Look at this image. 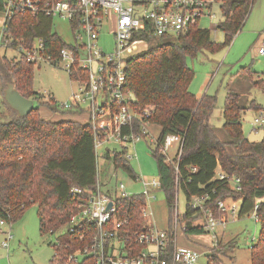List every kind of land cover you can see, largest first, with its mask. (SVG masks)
Listing matches in <instances>:
<instances>
[{
    "label": "trees",
    "instance_id": "trees-1",
    "mask_svg": "<svg viewBox=\"0 0 264 264\" xmlns=\"http://www.w3.org/2000/svg\"><path fill=\"white\" fill-rule=\"evenodd\" d=\"M254 2L219 0L223 19L216 29L224 33L223 42H216L211 29L199 25L176 36L150 38L146 50L128 59L126 75L135 105L141 109L151 107L146 120L160 126V136L152 152L170 209L169 226L173 222L179 190L187 199L186 211L179 216L181 224H185L186 235L207 233L197 223L200 216H194L193 196L208 195L205 206H210L218 216L216 200L238 201L239 217L255 213L261 224L260 239L252 246L251 264H264V136L260 141H251L245 135L242 123L247 111H260L264 107L254 100L244 104L241 94L229 92L223 108L225 138H221L209 121L217 107V96L205 94L200 99L190 90L195 71L187 63L188 56L194 57L203 51L216 53L230 46ZM2 10L3 2L0 1ZM6 29L7 33L24 39L29 45L36 38H43L48 44V52L55 56L59 49L67 46L48 16L18 13L7 20ZM35 67V63L23 57L10 59L3 55L0 60L4 80L12 75L13 83L22 95L38 100L40 94L32 88ZM254 73L243 67L236 74L253 80ZM46 104L59 109L54 98ZM171 135L181 137L182 147L180 154L169 162L162 146ZM105 158L128 175L137 176L123 152L107 149ZM218 168L226 178L217 177ZM103 174L107 175V169ZM100 176L91 124L74 120L47 121L36 107L28 116L0 120V220L13 224L35 204L41 234H54L70 223L71 217L96 191ZM233 178L240 180V189L232 187ZM75 187L83 193L74 195L72 189ZM117 204L116 219H129L124 232L133 235L146 228L142 217L144 195L120 198ZM92 228L91 224H85L81 231L68 230L58 236L53 262L66 264L72 252L88 244ZM210 252L211 264H223L218 247Z\"/></svg>",
    "mask_w": 264,
    "mask_h": 264
},
{
    "label": "built area",
    "instance_id": "built-area-1",
    "mask_svg": "<svg viewBox=\"0 0 264 264\" xmlns=\"http://www.w3.org/2000/svg\"><path fill=\"white\" fill-rule=\"evenodd\" d=\"M3 2V24L0 30V50H14L17 57L28 62L63 64L64 68L77 88L70 98L58 103V108L76 114H83L86 123L91 124L94 132L95 149L99 158V150L110 149L115 145L121 148L126 160L130 162L134 153L129 144H135L143 136L149 134L147 122L151 107L141 109L134 103L133 92L127 87V61L130 57L147 49L149 39L153 37L176 36L188 32L193 26L199 25L202 18L210 21L217 17L214 6L219 0H0ZM32 16H48L56 31L58 21L66 22L70 39H65L67 46L59 49L57 56L48 52V44L43 38H36L30 45L24 39H17L7 33L6 22L16 14ZM112 23L115 36V51L107 54L99 47L100 35L106 26ZM264 55V38L259 49ZM6 55V54H4ZM7 56V55H6ZM10 58V56H8ZM12 59V58H10ZM51 97V96H50ZM254 128L264 127V109L257 112L253 121ZM157 140H152L155 143ZM178 142L179 155L182 139L178 135L168 136L162 146L168 157V149ZM111 150V149H110ZM168 161L173 159L168 157ZM113 168L125 172L121 167ZM196 170V168H194ZM129 177L141 183L143 191L131 193L120 182L117 193L110 188L111 181L104 183L99 177L96 191L91 193L87 202L71 217L67 225L69 231H81L85 224H91L90 241L84 247L72 252L66 264H195L203 253L187 246L178 244V228L180 213L175 210L173 222L168 229H160L151 219L153 212L148 211L150 201L156 198V192L162 189L160 177L143 178ZM217 177L226 178V174L217 171ZM234 188L240 189L238 178H233ZM106 186V187H105ZM74 195L83 190L75 187ZM144 195L145 206L142 217L146 228L128 235L123 231L129 223L128 218L116 219L118 200ZM208 195L193 196L191 207L200 216L201 226L206 232H214L223 223L210 206H205ZM110 203L112 205L110 206ZM215 205L220 215H239L240 202L232 199H218ZM256 206L255 209H257ZM255 215V213H253ZM257 221L258 217L255 215ZM150 219V221H148ZM198 220V221H199ZM259 222V221H258ZM8 224L0 220V232L4 233L1 246L9 251L13 239L11 230L2 227ZM112 225V227H110ZM81 238L84 237L80 233ZM217 238V235L214 234ZM174 242V243H173ZM173 243V246H172ZM137 246H142L140 250Z\"/></svg>",
    "mask_w": 264,
    "mask_h": 264
},
{
    "label": "rangeland",
    "instance_id": "rangeland-1",
    "mask_svg": "<svg viewBox=\"0 0 264 264\" xmlns=\"http://www.w3.org/2000/svg\"><path fill=\"white\" fill-rule=\"evenodd\" d=\"M213 11L217 17L210 21L202 18L199 27L211 29L212 38L216 42H223L224 33L216 29V25L223 14L219 4L214 6ZM3 24V14L0 13V30ZM56 31L62 34L66 40L70 39V32L66 22L58 21ZM114 27L112 23L106 26L99 39V47L107 54L115 51V36L111 33ZM264 38V0H255L252 4L249 16L242 29L235 35L232 43L227 48L211 53L207 51L199 52L196 56H188L187 63L195 71V76L190 84V90L198 97L205 94L217 96V107L210 117L221 138H225L223 130L226 98L229 92H236L242 95L245 103L256 101L264 107V55L259 54V49ZM6 54L10 58L18 56L14 50H0V60ZM243 67L252 69L253 80L249 76H238L236 73ZM5 71V69L3 68ZM3 72V71H2ZM9 74V73H8ZM12 75L4 80L0 72V120L9 121L19 115L14 111L5 99V89L7 84L13 83ZM254 82L261 85L258 87ZM68 71L63 64L40 63L35 67L32 88L40 94V98L35 100V107L39 109L42 118L47 121L74 120L86 123V116L70 111L52 109L47 102L54 98L57 103L67 101L73 90L77 88ZM51 96V97H50ZM258 111L250 110L243 115V130L251 141H260L264 136V127L254 128L253 121ZM160 136V126L151 125L149 134L143 136L134 145L129 144V149L134 153V158L130 160L132 167L138 176L143 178L159 177L158 167L152 149V140ZM178 142H174L168 149V157L174 159L178 150ZM111 150L121 151V148L111 145ZM106 149L99 150V168L101 179L104 183L111 181L108 185L117 193H122L119 189L120 182L126 186V191L140 193L143 191L141 183L133 181L126 172L118 171L115 175L113 164L106 160L104 154ZM107 169V175L103 171ZM234 187V181L231 180ZM106 187V186H105ZM150 210L153 212L151 219L163 230L169 228L170 209L167 203L166 193L161 189L156 192V198L150 201ZM176 206L180 214H184L187 206V199L182 190L177 193ZM176 210V209H175ZM223 223L219 224L214 232H207L202 235H186L184 233L185 224L178 228L179 246H187L198 252H202V257L195 264H211L209 251L218 247L219 256L223 264H251L252 246L260 239L261 224L255 215L250 213L243 217L239 215H220ZM150 221V219H148ZM199 225L202 221L197 222ZM4 230H11L13 239L10 243L9 251L2 248L1 243L5 238L0 232V264H57L53 262L56 254L54 245L58 236L66 233L69 229L64 226L56 233L41 234L39 228L38 206L31 205L27 208L24 217L13 223L2 227ZM217 235V238L214 237Z\"/></svg>",
    "mask_w": 264,
    "mask_h": 264
},
{
    "label": "water",
    "instance_id": "water-1",
    "mask_svg": "<svg viewBox=\"0 0 264 264\" xmlns=\"http://www.w3.org/2000/svg\"><path fill=\"white\" fill-rule=\"evenodd\" d=\"M5 99L9 106L16 111L20 117L28 116L35 108V100L27 98L20 93L14 83H9L5 89ZM112 203H110V206Z\"/></svg>",
    "mask_w": 264,
    "mask_h": 264
},
{
    "label": "crops",
    "instance_id": "crops-1",
    "mask_svg": "<svg viewBox=\"0 0 264 264\" xmlns=\"http://www.w3.org/2000/svg\"><path fill=\"white\" fill-rule=\"evenodd\" d=\"M249 138V137H248ZM250 139V138H249ZM104 156H105V154H104ZM107 160V159H106ZM217 171H221V169L220 168H218V170Z\"/></svg>",
    "mask_w": 264,
    "mask_h": 264
}]
</instances>
